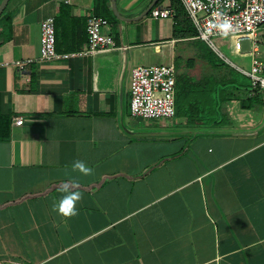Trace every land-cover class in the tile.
<instances>
[{"label":"crops","instance_id":"0c3cea01","mask_svg":"<svg viewBox=\"0 0 264 264\" xmlns=\"http://www.w3.org/2000/svg\"><path fill=\"white\" fill-rule=\"evenodd\" d=\"M174 6L9 2L0 20V264H264V91L218 50L229 65L205 62L196 48L205 42L180 34ZM156 9L173 14L155 19ZM91 15L108 20L116 47L85 56ZM51 17L63 57L43 61L41 23ZM259 37L264 59V28ZM152 62L176 69L168 121L131 116L132 71ZM76 160L93 174L73 172ZM73 177L82 199L65 218L53 204Z\"/></svg>","mask_w":264,"mask_h":264},{"label":"built area","instance_id":"2783aa9c","mask_svg":"<svg viewBox=\"0 0 264 264\" xmlns=\"http://www.w3.org/2000/svg\"><path fill=\"white\" fill-rule=\"evenodd\" d=\"M195 26L197 38L217 51L213 39L233 36L237 43L250 44V70L237 67L250 79L254 90L264 91V59H260L259 33L264 28V0H181ZM173 10L156 9L155 19H168ZM108 20L91 15L88 18V47L81 55H95L116 47L113 36L104 33ZM239 47V45H238ZM220 56L223 57L222 54ZM56 52L55 19L41 23V60L62 58ZM225 59V57H223ZM23 66V65H20ZM176 69L173 65L137 67L131 78V116L139 120L168 121L176 115ZM22 119L17 120L21 125Z\"/></svg>","mask_w":264,"mask_h":264},{"label":"rangeland","instance_id":"374dc122","mask_svg":"<svg viewBox=\"0 0 264 264\" xmlns=\"http://www.w3.org/2000/svg\"><path fill=\"white\" fill-rule=\"evenodd\" d=\"M214 45L217 50L222 53L228 60H230L235 65H238L245 70H250L251 58L250 44L247 41L237 43V38L233 36L229 37H219L213 39ZM239 45V47H238ZM196 48L199 53L203 56V60L208 62L210 65L221 66L223 64H228L227 61L220 57V54L216 52L213 48L209 47L206 43H197ZM187 59V58H186ZM188 60H181L177 63V73H185L183 68ZM147 65H161L160 62H152Z\"/></svg>","mask_w":264,"mask_h":264},{"label":"clouds","instance_id":"9594fccd","mask_svg":"<svg viewBox=\"0 0 264 264\" xmlns=\"http://www.w3.org/2000/svg\"><path fill=\"white\" fill-rule=\"evenodd\" d=\"M72 171L79 173L82 176H90L93 174V169L88 167L82 160H76L73 162ZM79 187V180L75 177L64 182L61 185V192L63 195L58 202L53 204V211L65 218H71L78 215L76 205L82 199Z\"/></svg>","mask_w":264,"mask_h":264},{"label":"trees","instance_id":"16d2710c","mask_svg":"<svg viewBox=\"0 0 264 264\" xmlns=\"http://www.w3.org/2000/svg\"><path fill=\"white\" fill-rule=\"evenodd\" d=\"M173 1H174V5H175L174 7L176 8L177 13L179 14V17L180 16L183 17L184 21H185V25L182 24V27L181 28H177V30L180 32V34L182 36H188V37H194V38L197 37L198 33H197V31L195 30L194 27H192V28L190 27L191 22L189 20V16L186 13V11H185L184 7L182 6V4L180 3L179 0H173ZM96 6H97V11H96L97 15L98 16H104L100 12V6H99L98 2L96 3ZM103 8H105V4L103 5ZM4 17H5V12L2 15L0 20H2ZM87 41H88V38H87ZM250 83H251V81H250ZM251 87H252V85H251ZM7 136H8V134H5V135L0 134V138L1 139L7 138Z\"/></svg>","mask_w":264,"mask_h":264},{"label":"water","instance_id":"95a60500","mask_svg":"<svg viewBox=\"0 0 264 264\" xmlns=\"http://www.w3.org/2000/svg\"><path fill=\"white\" fill-rule=\"evenodd\" d=\"M11 0H3L2 3L0 4V17L2 16V14L4 13L7 5L9 4ZM115 3V0H112Z\"/></svg>","mask_w":264,"mask_h":264}]
</instances>
